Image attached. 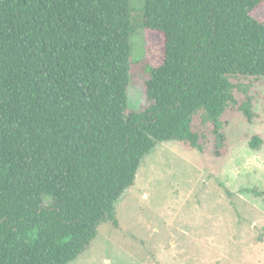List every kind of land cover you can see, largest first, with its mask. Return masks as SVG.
Masks as SVG:
<instances>
[{
  "label": "trees",
  "instance_id": "trees-1",
  "mask_svg": "<svg viewBox=\"0 0 264 264\" xmlns=\"http://www.w3.org/2000/svg\"><path fill=\"white\" fill-rule=\"evenodd\" d=\"M263 4L144 0L163 59L148 66L147 109L127 112L130 0H0V264L75 261L116 227L115 203L158 142L201 150L198 112L220 145L232 80H264ZM238 110L254 118L248 94Z\"/></svg>",
  "mask_w": 264,
  "mask_h": 264
},
{
  "label": "rangeland",
  "instance_id": "rangeland-1",
  "mask_svg": "<svg viewBox=\"0 0 264 264\" xmlns=\"http://www.w3.org/2000/svg\"><path fill=\"white\" fill-rule=\"evenodd\" d=\"M143 3L130 0L127 112L147 109L148 66L163 59L162 36L141 26ZM252 16L262 20L264 4ZM232 83L236 104L220 118L224 141H214L213 126L200 111L192 128L201 150L158 142L115 203L116 227L103 223L70 264H264V80L238 77ZM244 94L252 98L251 122L238 110ZM253 135L261 139L257 149L248 145Z\"/></svg>",
  "mask_w": 264,
  "mask_h": 264
}]
</instances>
